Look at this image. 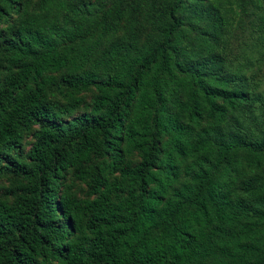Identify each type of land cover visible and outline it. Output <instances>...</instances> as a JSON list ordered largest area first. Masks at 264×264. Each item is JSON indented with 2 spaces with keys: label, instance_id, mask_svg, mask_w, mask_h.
<instances>
[{
  "label": "trees",
  "instance_id": "1",
  "mask_svg": "<svg viewBox=\"0 0 264 264\" xmlns=\"http://www.w3.org/2000/svg\"><path fill=\"white\" fill-rule=\"evenodd\" d=\"M0 179V264H264V0H0Z\"/></svg>",
  "mask_w": 264,
  "mask_h": 264
},
{
  "label": "rangeland",
  "instance_id": "2",
  "mask_svg": "<svg viewBox=\"0 0 264 264\" xmlns=\"http://www.w3.org/2000/svg\"><path fill=\"white\" fill-rule=\"evenodd\" d=\"M255 56H256V54L253 53V57H255ZM82 95H83L85 101H88V99H89V95H88L87 93H83ZM1 184H5V180H4V179H0V185H1Z\"/></svg>",
  "mask_w": 264,
  "mask_h": 264
}]
</instances>
